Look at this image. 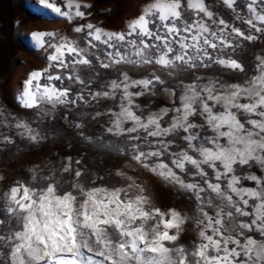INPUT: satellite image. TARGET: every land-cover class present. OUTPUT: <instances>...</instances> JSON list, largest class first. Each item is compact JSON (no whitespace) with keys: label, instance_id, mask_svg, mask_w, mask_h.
<instances>
[{"label":"rangeland","instance_id":"obj_1","mask_svg":"<svg viewBox=\"0 0 264 264\" xmlns=\"http://www.w3.org/2000/svg\"><path fill=\"white\" fill-rule=\"evenodd\" d=\"M0 264H264V0H0Z\"/></svg>","mask_w":264,"mask_h":264}]
</instances>
